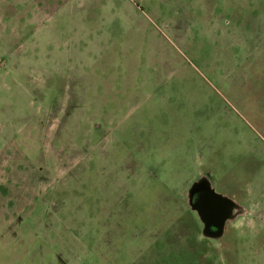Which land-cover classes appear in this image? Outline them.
<instances>
[{
	"label": "rangeland",
	"instance_id": "rangeland-1",
	"mask_svg": "<svg viewBox=\"0 0 264 264\" xmlns=\"http://www.w3.org/2000/svg\"><path fill=\"white\" fill-rule=\"evenodd\" d=\"M0 264H264V0H0Z\"/></svg>",
	"mask_w": 264,
	"mask_h": 264
},
{
	"label": "water",
	"instance_id": "water-1",
	"mask_svg": "<svg viewBox=\"0 0 264 264\" xmlns=\"http://www.w3.org/2000/svg\"><path fill=\"white\" fill-rule=\"evenodd\" d=\"M186 199L204 225L203 235L217 240L224 236L228 221L238 219L247 211L230 197L217 192L206 175L193 183L186 192Z\"/></svg>",
	"mask_w": 264,
	"mask_h": 264
},
{
	"label": "flooded vegetation",
	"instance_id": "flooded-vegetation-1",
	"mask_svg": "<svg viewBox=\"0 0 264 264\" xmlns=\"http://www.w3.org/2000/svg\"><path fill=\"white\" fill-rule=\"evenodd\" d=\"M195 212V211H194ZM195 213H197V212H195Z\"/></svg>",
	"mask_w": 264,
	"mask_h": 264
}]
</instances>
